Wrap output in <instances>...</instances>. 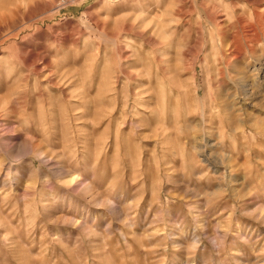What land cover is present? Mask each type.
I'll return each instance as SVG.
<instances>
[{
	"label": "rangeland",
	"instance_id": "obj_1",
	"mask_svg": "<svg viewBox=\"0 0 264 264\" xmlns=\"http://www.w3.org/2000/svg\"><path fill=\"white\" fill-rule=\"evenodd\" d=\"M0 264H264V0H0Z\"/></svg>",
	"mask_w": 264,
	"mask_h": 264
}]
</instances>
